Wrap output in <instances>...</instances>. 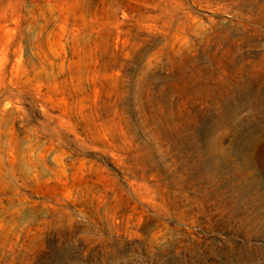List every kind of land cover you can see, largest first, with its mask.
Instances as JSON below:
<instances>
[{"label": "rangeland", "instance_id": "obj_1", "mask_svg": "<svg viewBox=\"0 0 264 264\" xmlns=\"http://www.w3.org/2000/svg\"><path fill=\"white\" fill-rule=\"evenodd\" d=\"M0 264H264V0H0Z\"/></svg>", "mask_w": 264, "mask_h": 264}, {"label": "bare ground", "instance_id": "obj_2", "mask_svg": "<svg viewBox=\"0 0 264 264\" xmlns=\"http://www.w3.org/2000/svg\"><path fill=\"white\" fill-rule=\"evenodd\" d=\"M255 67V66H254ZM257 68V67H256ZM251 69H253V68H251Z\"/></svg>", "mask_w": 264, "mask_h": 264}]
</instances>
